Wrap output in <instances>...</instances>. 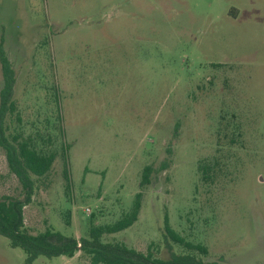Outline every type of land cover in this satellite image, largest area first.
Segmentation results:
<instances>
[{"label":"rangeland","instance_id":"1","mask_svg":"<svg viewBox=\"0 0 264 264\" xmlns=\"http://www.w3.org/2000/svg\"><path fill=\"white\" fill-rule=\"evenodd\" d=\"M1 43L24 135L57 141L23 209L31 231L87 238L92 217L113 223L142 192L138 220L104 241L162 259L187 254L165 237L168 216L208 248L193 253L204 264H264V0H0ZM203 161L214 164L210 183ZM2 196L25 199L0 146ZM0 264H27L1 235Z\"/></svg>","mask_w":264,"mask_h":264},{"label":"trees","instance_id":"2","mask_svg":"<svg viewBox=\"0 0 264 264\" xmlns=\"http://www.w3.org/2000/svg\"><path fill=\"white\" fill-rule=\"evenodd\" d=\"M0 45V62L3 70L4 84L0 90V146L6 153L10 171L24 186V198L16 199L10 196L0 197V235L7 238L10 245L20 248L26 255V263L32 264L40 256L52 258L55 256L74 257L78 252L89 259V264H204L197 259L199 255H207L208 248L187 240L174 230L168 216L164 218V234L168 240L186 249L187 254L175 255L170 259L155 257L150 250L142 253L129 247L123 241H104L106 236L113 235L131 227L137 220L142 208V192L135 196L133 207L124 213L120 219L110 224L95 225L93 217L88 237L78 240L74 236H64L50 226L44 231L33 232L24 223L23 209L30 201L36 188V181L46 178L56 159L54 148L55 138L43 132L25 136L22 130V116L18 102L14 99L15 72L8 57ZM18 125V130L9 133L6 120ZM57 142V141H56ZM63 149V148H62ZM66 149H64L65 153ZM64 169L67 193L72 187L67 164ZM152 166H146L142 172L141 187L150 183ZM214 164L200 162L198 172L205 183L214 179ZM209 264H217L212 262Z\"/></svg>","mask_w":264,"mask_h":264}]
</instances>
